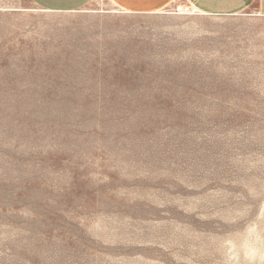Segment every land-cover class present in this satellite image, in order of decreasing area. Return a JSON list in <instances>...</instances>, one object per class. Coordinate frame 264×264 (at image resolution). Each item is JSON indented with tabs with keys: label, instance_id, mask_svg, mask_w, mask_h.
Instances as JSON below:
<instances>
[{
	"label": "rangeland",
	"instance_id": "1",
	"mask_svg": "<svg viewBox=\"0 0 264 264\" xmlns=\"http://www.w3.org/2000/svg\"><path fill=\"white\" fill-rule=\"evenodd\" d=\"M0 264H264V18L0 0Z\"/></svg>",
	"mask_w": 264,
	"mask_h": 264
},
{
	"label": "crops",
	"instance_id": "2",
	"mask_svg": "<svg viewBox=\"0 0 264 264\" xmlns=\"http://www.w3.org/2000/svg\"><path fill=\"white\" fill-rule=\"evenodd\" d=\"M51 13H72L88 7L94 0H31ZM132 14H153L167 8L174 0H111ZM195 11L209 17H236L250 10L264 18V0H186Z\"/></svg>",
	"mask_w": 264,
	"mask_h": 264
}]
</instances>
